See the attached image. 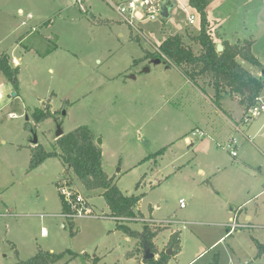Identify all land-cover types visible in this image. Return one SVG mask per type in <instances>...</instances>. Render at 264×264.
<instances>
[{
    "label": "rangeland",
    "instance_id": "rangeland-1",
    "mask_svg": "<svg viewBox=\"0 0 264 264\" xmlns=\"http://www.w3.org/2000/svg\"><path fill=\"white\" fill-rule=\"evenodd\" d=\"M176 1L168 18L145 15L137 28L107 0H86L87 11L73 0H0V56L20 67L17 89L0 70V264H16V251L26 260L40 249L73 251L68 264H93L96 256L99 264H144L140 236L118 229L102 190L64 178L71 169L60 157L30 169L38 144L54 148L58 124L65 133L88 126L102 141L107 173L125 194L143 195L137 207L148 218L125 221L134 232L144 221L159 233L170 224L168 237L181 231L182 253L169 264H211L216 256L218 264H264L254 241H264V112L241 123L236 100L225 96L219 111L176 66L167 67L174 65L159 45L169 36L180 33L201 50L192 39L198 14L188 0ZM209 18L221 25L212 26L218 43L224 31L231 43L254 39L264 65V0H215ZM37 108L52 116L37 123ZM62 181L82 194L88 215L62 214ZM153 242L158 252L173 249L166 236Z\"/></svg>",
    "mask_w": 264,
    "mask_h": 264
},
{
    "label": "trees",
    "instance_id": "trees-1",
    "mask_svg": "<svg viewBox=\"0 0 264 264\" xmlns=\"http://www.w3.org/2000/svg\"><path fill=\"white\" fill-rule=\"evenodd\" d=\"M188 1L199 17V32L194 34L192 39L201 45V50L195 53L184 42V36L177 33L160 43V56L165 57L166 63L176 66L195 86L208 96L207 88L210 87L213 90L211 100L220 110H223V98L229 95L239 103L244 111H247L258 102L264 90V65L253 52L255 40L245 38L235 43L222 40L221 44L224 48L221 52H218V42L212 28L213 23L209 19L207 11L211 0ZM98 22L100 24L107 23V21L102 19H98ZM241 60L259 68L263 74L256 75ZM0 70L7 81L17 89L19 86L20 67L19 65H12L11 56L8 53H3L0 56ZM205 82H207L208 87L205 86ZM51 116L52 114L47 110L37 108L34 111L37 123ZM165 149L162 148L155 154H163ZM32 152L30 169L36 168L47 158L60 157L66 166H70L72 172L71 174L68 170L64 178L76 179L87 190H102V195L110 209L109 215L118 220V229L123 230L127 234L140 236V245L143 251L145 245H148L152 252L159 254L157 258L144 260V264H169L172 256L168 255L166 250L158 252L153 242V239L159 233L158 225L144 221L142 231L134 232L126 224L125 221L144 218V214L137 210L143 195L135 193L125 194L117 185L116 177L107 173L103 167L102 148L97 144L96 137L88 126H80L57 138L54 148L50 151L38 144ZM150 157L152 156L150 155L145 159H150ZM61 196L63 201L62 212L66 215L71 211L70 206L62 194ZM152 225L154 226L152 227ZM169 245H174V254L180 250L179 232L172 234ZM257 248L258 256L264 254V243L257 242ZM135 252H130L127 255L133 256ZM67 254H70L71 257L62 264H68L77 257V254L71 250L57 253L40 249L34 256L22 260L16 251L18 259L16 264H56L62 261ZM100 260L99 256L94 257L93 264H99ZM211 264H218L217 256Z\"/></svg>",
    "mask_w": 264,
    "mask_h": 264
},
{
    "label": "built area",
    "instance_id": "built-area-1",
    "mask_svg": "<svg viewBox=\"0 0 264 264\" xmlns=\"http://www.w3.org/2000/svg\"><path fill=\"white\" fill-rule=\"evenodd\" d=\"M86 0H73V4L76 5L79 9L83 11H87L85 6ZM115 9L116 11L123 17V19L131 26H136V19L141 20L148 15L150 18L155 19L156 15H159L160 9V2H156V0H124L120 2H115L112 0H107ZM196 20V16L191 14L189 16L190 23H194ZM138 28V27H137ZM264 112V97L258 99V102L245 111L243 122L242 123H249L250 120L259 114ZM238 131H241V126H235ZM197 133L203 134L202 131L199 129L196 130ZM195 134V133H194ZM236 143V139L233 140L228 144V147H231L232 144ZM233 156H236V152H232ZM63 181L59 186V191L64 196L66 202L70 206V212H68L65 216L67 217H75V216H84L88 215L90 212L88 203L76 190H72L69 186H63ZM180 206L183 208L186 206V201L184 199H180ZM237 227V225H236Z\"/></svg>",
    "mask_w": 264,
    "mask_h": 264
},
{
    "label": "crops",
    "instance_id": "crops-1",
    "mask_svg": "<svg viewBox=\"0 0 264 264\" xmlns=\"http://www.w3.org/2000/svg\"><path fill=\"white\" fill-rule=\"evenodd\" d=\"M214 1H215V0H211V2L209 3V5H208V7H207L208 16H209L210 8H211L212 5L214 4ZM168 4H172V1L169 0ZM19 12L23 13V10L20 8V9H19ZM170 12H171V11H170ZM195 16H197V14H196ZM209 19H210V18H209ZM210 20H211V19H210ZM214 21H216V23H217V20H215V19H212V20H211L212 23H214ZM213 25H214V24H213ZM217 25H220V24L217 23ZM220 26H221V25H220ZM221 30H222V27H221ZM217 31H218V33H221V32H219L220 29H218ZM217 31H216V33H217ZM221 34H222V36L224 37V38H222V40H226V39H228V40L230 41V39H232V38H226V37H225V36H226V32H225V31H224L223 33H221ZM220 43H221V42H220ZM217 45H218V44H217ZM14 61H15V63L18 62L17 59H15ZM164 64H165V63H164ZM171 67H175V66H171V65H170V68H171ZM176 68H177V67H176ZM178 70H179V69H178ZM181 73H182V72H181ZM183 75H184V74H183ZM184 76H185V75H184ZM196 87H197V86H196ZM197 88H198V87H197ZM198 90H199L200 92H202L203 95H205V96H207L208 98H210V100H211V96H212L213 93H210V92H209V96H208V95H206L203 91H201L199 88H198ZM211 91H212V90H211ZM223 99H224V98H223ZM211 101H212V100H211ZM212 103H213V102H212ZM213 104H214V103H213ZM214 106H215V104H214ZM215 107H216V106H215ZM216 108H217V107H216ZM222 108H223V110L225 111V109H224V107H223V102H222ZM217 109H219V108H217ZM242 110H243V109H242ZM219 111H220V109H219ZM221 111H222V110H221ZM243 111H244V110H243ZM244 114H245V111H244ZM243 117H244V116H243ZM241 123H242V122H241ZM235 126H236V125H235ZM185 140H186V141H187V140H190V141H191L192 139L188 137V138H185ZM234 157H235V156H234ZM199 172H200V173H203V169H199ZM159 206H160V205H158L157 207H159ZM183 208H185V207H183ZM137 210H139L138 207H137ZM139 211H140V210H139ZM140 212H141V211H140ZM62 214H63V212H62ZM63 215H64V214H63ZM239 216H240V213H239V214H236V217H239ZM144 218H148V217H145V216H144ZM144 218H143V219L141 218V220H146V219H144ZM249 218H250V217H249ZM137 220H140V219H137ZM150 220H151V219H150ZM152 220H154V219L152 218ZM154 221H155V220H154ZM157 222H160V221H157ZM164 222H169V221H162V222H160V223H164ZM169 225H170V224H169ZM169 225H168V228H166V229H171ZM166 229H164L163 231H161L160 233H158L157 236H156L154 239H156V238L158 239L161 235H162V237L166 236V237H167V241H168V245H169V241H170V238H171L172 234L175 233V232H179V233H180V250H179L177 253H175L174 256H173L172 259H171V262H172V261H176V262H178L177 259L179 258V256H180L181 253H182V246H181V231H180L179 229H178V230H171L170 236L168 237L167 235L164 234V232H165ZM176 229H177V228H176ZM236 231L239 232V229L236 228ZM43 233H44V235H45V234H46V231L44 230ZM128 240H129V238H128ZM254 241H255L256 247H257V242L264 243V241L262 242V241L255 240V239H254ZM170 246H173V251L175 252L174 245H170ZM164 249H166V248H164ZM51 252H52V251H51ZM262 255H263V254H262ZM262 255H261V256H262ZM257 257H260V256H258V248H257ZM100 261H101V260H100ZM188 264H191V263H188Z\"/></svg>",
    "mask_w": 264,
    "mask_h": 264
},
{
    "label": "water",
    "instance_id": "water-1",
    "mask_svg": "<svg viewBox=\"0 0 264 264\" xmlns=\"http://www.w3.org/2000/svg\"><path fill=\"white\" fill-rule=\"evenodd\" d=\"M172 1V3H176V0H170ZM169 0H161L160 2V9H159V14L163 17V18H168L170 16V11H171V7L173 6V4H168ZM224 46L221 43H218L217 45V50L218 52H221L223 50ZM162 60L161 59H155V63H161ZM170 67V66H167ZM150 69L147 67L145 68V71H149ZM135 77V76H133ZM15 95V94H14ZM65 114V111H64ZM65 134L61 124H58L57 126V131H56V138H59L61 136H63ZM101 139L98 140L97 144H101ZM34 144H38V139L35 137ZM67 174V171L65 172ZM172 247H170L167 250V254L168 255H172ZM156 254L154 252L151 251L150 247L148 245H145V249H144V256H143V260H147L149 258H155Z\"/></svg>",
    "mask_w": 264,
    "mask_h": 264
}]
</instances>
